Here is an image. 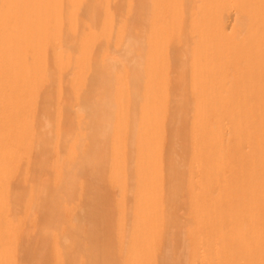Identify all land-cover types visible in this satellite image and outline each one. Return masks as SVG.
Returning <instances> with one entry per match:
<instances>
[{
  "label": "bare ground",
  "instance_id": "6f19581e",
  "mask_svg": "<svg viewBox=\"0 0 264 264\" xmlns=\"http://www.w3.org/2000/svg\"><path fill=\"white\" fill-rule=\"evenodd\" d=\"M0 264H264V0H0Z\"/></svg>",
  "mask_w": 264,
  "mask_h": 264
}]
</instances>
